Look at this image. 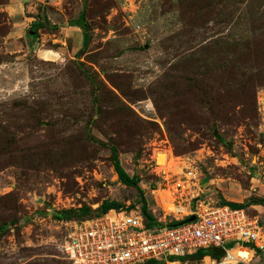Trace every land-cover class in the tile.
Here are the masks:
<instances>
[{
    "label": "rangeland",
    "instance_id": "rangeland-1",
    "mask_svg": "<svg viewBox=\"0 0 264 264\" xmlns=\"http://www.w3.org/2000/svg\"><path fill=\"white\" fill-rule=\"evenodd\" d=\"M8 1L0 0V264H72L63 251L69 221L87 215L60 211L95 213L105 201L140 209L114 152L155 218L176 213L172 197L157 199L165 192L155 191L151 160L170 149L200 175L199 198L241 203L264 223V0H26L15 22ZM81 11L85 48L63 31ZM197 191H181V205ZM251 264H264V251Z\"/></svg>",
    "mask_w": 264,
    "mask_h": 264
},
{
    "label": "built area",
    "instance_id": "built-area-1",
    "mask_svg": "<svg viewBox=\"0 0 264 264\" xmlns=\"http://www.w3.org/2000/svg\"><path fill=\"white\" fill-rule=\"evenodd\" d=\"M158 155L164 156L161 162ZM151 160L153 173L160 179L155 191L165 192L157 199L164 203V196L172 197L176 213L169 214L161 208L163 215L156 218L154 226H146L140 209L122 207L70 220L63 251L72 264H174L179 259L195 264H251L264 251V223L249 214L247 208H231L216 200L199 198L203 193L201 177L185 157L163 149ZM192 187L199 192L192 203L183 207L181 191ZM190 215L194 219L187 221ZM166 217H170L168 222ZM174 221L179 223L171 224ZM228 241L238 243L226 248ZM213 248H222L223 254L216 255ZM200 250L207 253L197 259L189 257Z\"/></svg>",
    "mask_w": 264,
    "mask_h": 264
},
{
    "label": "trees",
    "instance_id": "trees-1",
    "mask_svg": "<svg viewBox=\"0 0 264 264\" xmlns=\"http://www.w3.org/2000/svg\"><path fill=\"white\" fill-rule=\"evenodd\" d=\"M68 25H75L81 29V31H82V47L85 48L88 44V32H87V24L85 21L84 12L81 11L77 17L69 20ZM33 26H34V29L38 30L39 28L42 27V23H41V21H36L33 23ZM36 30H34L35 33H36ZM112 163H113L114 171H115L119 181L126 186H131V187L135 188L136 192L138 193L139 203H140V211L143 215L144 223L146 224V226H154L155 224H157L158 223L157 219L147 209L146 201L144 199L142 189L138 184V178L135 176L130 177L126 173L125 169L120 164L118 157H117L115 152L112 155ZM220 204L221 205H227L231 208H246L241 203L230 202V201H226V200H222V202H220ZM120 207H121V205L115 201H105L101 204V208L98 211H96L95 213L94 212L90 213L91 211L88 212L89 208L69 209V210L58 212L57 217L58 218L63 217L66 219H72L74 216L79 215V214L87 215V217L77 219V220H82V219H86V218H90V217L102 214V213L108 211L109 209H112V208L118 209ZM62 213H63V216H62ZM72 215H74V216H72ZM72 220H75V219H72ZM174 223H179V222H177V221L171 222V224H174ZM206 253H207V251L200 250L196 254L190 255L189 257L193 258V259H195V258L197 259V258L203 257ZM152 264H160V263L157 261H152Z\"/></svg>",
    "mask_w": 264,
    "mask_h": 264
},
{
    "label": "crops",
    "instance_id": "crops-1",
    "mask_svg": "<svg viewBox=\"0 0 264 264\" xmlns=\"http://www.w3.org/2000/svg\"><path fill=\"white\" fill-rule=\"evenodd\" d=\"M25 1L26 0H9L6 4V10L14 22L20 20L22 15H25ZM63 31L67 38L69 36L68 39H72V42L74 41L75 43H78L81 41L82 31L78 26L68 25L67 22L63 27ZM14 32L15 31H10L9 35L15 37Z\"/></svg>",
    "mask_w": 264,
    "mask_h": 264
},
{
    "label": "water",
    "instance_id": "water-1",
    "mask_svg": "<svg viewBox=\"0 0 264 264\" xmlns=\"http://www.w3.org/2000/svg\"><path fill=\"white\" fill-rule=\"evenodd\" d=\"M194 219V215H190L188 218H187V221H191ZM216 255H221L223 254V249L222 248H213L212 249ZM141 264H151L149 261H145L144 263H141Z\"/></svg>",
    "mask_w": 264,
    "mask_h": 264
},
{
    "label": "bare ground",
    "instance_id": "bare-ground-1",
    "mask_svg": "<svg viewBox=\"0 0 264 264\" xmlns=\"http://www.w3.org/2000/svg\"><path fill=\"white\" fill-rule=\"evenodd\" d=\"M164 158V156L162 157V159ZM162 159L159 161V162H161L162 161ZM168 195V194H167ZM167 197V196H166Z\"/></svg>",
    "mask_w": 264,
    "mask_h": 264
}]
</instances>
